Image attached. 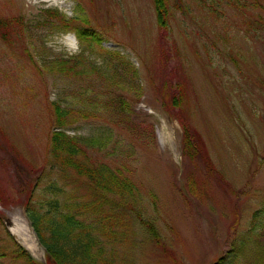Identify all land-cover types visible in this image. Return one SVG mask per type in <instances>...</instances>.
<instances>
[{"label": "rangeland", "instance_id": "374dc122", "mask_svg": "<svg viewBox=\"0 0 264 264\" xmlns=\"http://www.w3.org/2000/svg\"><path fill=\"white\" fill-rule=\"evenodd\" d=\"M24 3L0 0V20L9 23L0 22L1 264H28L18 256L20 248L46 264L27 200L32 186L39 198L42 176H49V102L68 99L97 109L81 101L79 82L43 66L54 55L66 56L47 45L54 33L44 25L46 9H25ZM241 4L238 10L226 0H170L172 20L164 28L154 0H63L64 13L87 15L101 33L104 77L94 87L108 97L105 107H113L90 123L78 118L69 132L90 135L108 125L114 139L109 148L86 153L134 182L124 199L108 195L112 203H105L103 217L114 219L113 227L94 225L97 243L116 245L103 256L106 263L213 264L244 243L253 213L264 209V0ZM125 66L138 76L126 77ZM122 76L125 91L113 85ZM121 92L129 107L115 98ZM179 99L180 106L173 104ZM185 124L197 144L191 157L183 151ZM69 173L70 179L63 174L68 188L89 193L88 181ZM20 220L33 229L41 255L17 232ZM263 244L264 228L246 244L239 264H252Z\"/></svg>", "mask_w": 264, "mask_h": 264}, {"label": "trees", "instance_id": "16d2710c", "mask_svg": "<svg viewBox=\"0 0 264 264\" xmlns=\"http://www.w3.org/2000/svg\"><path fill=\"white\" fill-rule=\"evenodd\" d=\"M226 1L238 10L243 7L242 0ZM154 3L158 25L169 28L173 14L170 0H154ZM202 3L204 6L206 5L204 2ZM215 7L212 4L211 11H214ZM44 11L47 13L46 18L48 19L44 25L49 29L50 34L75 31L81 44V50L79 54L65 58L54 55V59L44 61L43 66L47 67L52 75L69 77L79 82L84 87V91L80 92L81 101L90 102L97 109H87L81 104L78 107L73 106L68 99H64V102L58 99L49 102L53 120L48 148L51 166L48 170V178L42 176L45 183L44 188L39 192V198L35 196L37 187L35 189V186L31 187L27 200V205L31 209L30 218H32L35 228L38 229L39 237L45 249L46 264H108L106 260L109 259H103V256L109 251L108 248L116 245L113 244L114 242H106V240L104 243H97L95 239L99 240L101 236L96 233L97 228L94 225L106 224L110 228L113 227L114 219L109 220L103 217L105 215V203H112V199H109L108 195L124 199L126 194H132L134 182L119 168L111 166L110 163L88 157V151L91 150L100 154L103 149L107 150L113 142V129L109 128L108 125L107 127H100L99 131L90 135L69 132L80 120L78 118H86L87 121L91 118L98 119V114L103 108L109 112L110 109H113V107H105L104 98L107 96L102 94L101 97L100 93L102 92L97 91L94 87V80L99 76L101 79L104 77L100 73L101 66L99 65L98 54V51L101 52L98 45L102 44V36L92 27L89 17L85 14H77L71 17L56 8H49ZM0 22L9 27L8 21L0 20ZM247 30L259 32L257 26H249ZM38 47L39 50L42 49L41 46L38 45ZM126 68H123L122 71L126 77L130 74L133 77L138 76L137 70ZM120 79L124 80L125 76L116 78L114 80L116 85L114 83L113 85L125 91L127 87L121 85ZM82 80L85 81L87 88L82 84ZM115 98H121L120 102L129 107L123 92ZM180 102L181 99L174 100L173 104L180 106ZM197 133L196 136L199 137ZM183 136L185 156L191 157V155L197 154V150L193 148L197 146L196 140L187 124L184 125ZM205 157L207 160L210 158L208 155ZM71 170L80 178L83 177L88 181L89 193L80 194L79 189L73 184L72 187L68 188L71 183L68 184L65 176L70 179L69 172ZM56 171L60 172L59 176L55 174ZM44 172L45 170H42V174ZM109 214H113V211ZM252 219L251 226L245 233L248 237H244V243L241 246L233 244V248L220 256L213 264H239L240 254L244 251L245 246L251 243L253 239L257 240L261 236V230L264 228V209L256 210ZM83 227L84 231L82 232ZM92 235L96 237L93 238ZM257 244L258 242H256ZM112 249L110 250L111 254ZM256 251L258 253L252 258L255 259V262L251 259L252 264H264V253H260L261 250ZM17 254L25 259L28 264H39L38 261L30 259L23 248L18 249Z\"/></svg>", "mask_w": 264, "mask_h": 264}, {"label": "clouds", "instance_id": "9594fccd", "mask_svg": "<svg viewBox=\"0 0 264 264\" xmlns=\"http://www.w3.org/2000/svg\"><path fill=\"white\" fill-rule=\"evenodd\" d=\"M24 7L35 10L56 8L58 11H64L63 0H25ZM47 45L56 53L63 52L66 57L77 55L80 51L79 39L75 31L54 33L47 41Z\"/></svg>", "mask_w": 264, "mask_h": 264}, {"label": "bare ground", "instance_id": "6f19581e", "mask_svg": "<svg viewBox=\"0 0 264 264\" xmlns=\"http://www.w3.org/2000/svg\"><path fill=\"white\" fill-rule=\"evenodd\" d=\"M18 220V219H17ZM17 232L20 233L22 236H24V239L26 240V245H28V248L30 250H33L37 255H41L42 249L38 247V243L35 241L33 229L28 226L27 221L22 222L20 220V224L17 226ZM30 241H29V239Z\"/></svg>", "mask_w": 264, "mask_h": 264}]
</instances>
